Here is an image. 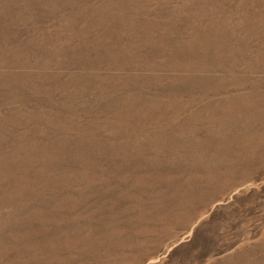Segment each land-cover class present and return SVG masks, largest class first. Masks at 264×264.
Returning <instances> with one entry per match:
<instances>
[{
    "label": "rangeland",
    "instance_id": "obj_1",
    "mask_svg": "<svg viewBox=\"0 0 264 264\" xmlns=\"http://www.w3.org/2000/svg\"><path fill=\"white\" fill-rule=\"evenodd\" d=\"M0 264H264V0H0Z\"/></svg>",
    "mask_w": 264,
    "mask_h": 264
}]
</instances>
